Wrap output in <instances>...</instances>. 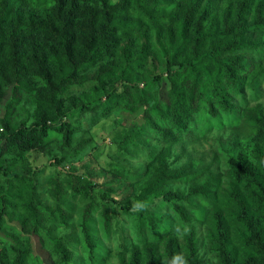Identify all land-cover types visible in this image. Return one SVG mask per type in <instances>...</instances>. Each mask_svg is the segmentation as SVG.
Masks as SVG:
<instances>
[{
	"label": "trees",
	"instance_id": "obj_1",
	"mask_svg": "<svg viewBox=\"0 0 264 264\" xmlns=\"http://www.w3.org/2000/svg\"><path fill=\"white\" fill-rule=\"evenodd\" d=\"M263 92L264 0H0V264H104L112 203L135 214L139 242L120 264H203L205 219L211 264H264ZM118 112L115 155L42 201L25 155L72 150ZM227 127L225 190L210 167L172 166V144ZM46 222L70 232L47 246Z\"/></svg>",
	"mask_w": 264,
	"mask_h": 264
},
{
	"label": "rangeland",
	"instance_id": "obj_2",
	"mask_svg": "<svg viewBox=\"0 0 264 264\" xmlns=\"http://www.w3.org/2000/svg\"><path fill=\"white\" fill-rule=\"evenodd\" d=\"M248 35L253 39L256 38L255 33ZM258 101L264 104V92ZM18 112L16 111L15 114H18ZM122 119V112L100 118L90 129L80 131L76 135V138L72 141V147L74 148L72 150L50 148L45 152L28 153L25 155L29 160L30 167L37 171L35 178L38 182V192L41 194L42 201L49 205L53 203V197L48 190H51L54 182L59 183L61 189H67L69 191V187L66 186L67 172H71L72 175L77 170L81 169V171H84L86 168L82 165L85 163L89 164L88 169L92 170L97 176L100 165L104 166L110 160L109 157L115 155L112 138L117 135L116 125L117 123H121ZM240 132L245 133L246 129H241ZM236 133L237 130H232L230 127H227L218 133L213 131L205 137H200L198 141H192L186 144L183 142L172 144L170 146V152L174 157L172 158V166L178 167L183 165L193 169L210 167L219 176L221 190H225L230 179L228 177L225 159L219 154V147L225 140L231 142L232 137H234L232 134L236 135ZM166 144L160 143L159 146L165 147ZM128 161L138 168L144 165L143 160L140 158H128ZM73 180L77 181V178L74 176ZM74 204L75 209L80 208L81 199H75ZM109 209L114 221H116V223L113 221L114 225L117 224L119 229L117 234L112 235L110 246H107L109 249L104 258V264H120L121 258L124 256L127 259L132 246L139 243L132 236L135 214L118 207L115 203H112ZM194 221L198 256L203 264H211L216 261V255L214 250L211 249V245H213L212 240L209 239V231L211 230L210 223L206 219L201 222L200 220ZM113 222L111 225H113ZM52 225L54 224L46 222L45 228L42 231V236L47 246L51 245L56 238L70 232L69 228L63 227H53L54 229H50L49 226ZM187 229V226H179L176 228V231H172L178 239L180 246L184 242ZM166 236L165 234L161 237L160 245H162ZM38 242L37 237L33 236L31 245L33 252L37 255L44 254V250L39 248Z\"/></svg>",
	"mask_w": 264,
	"mask_h": 264
}]
</instances>
